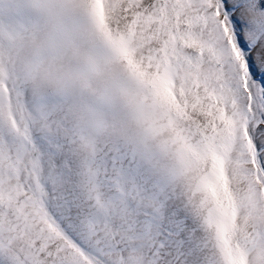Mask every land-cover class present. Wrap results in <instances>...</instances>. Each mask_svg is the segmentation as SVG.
I'll list each match as a JSON object with an SVG mask.
<instances>
[{
    "label": "snow or ice",
    "instance_id": "snow-or-ice-1",
    "mask_svg": "<svg viewBox=\"0 0 264 264\" xmlns=\"http://www.w3.org/2000/svg\"><path fill=\"white\" fill-rule=\"evenodd\" d=\"M0 264H264V0H0Z\"/></svg>",
    "mask_w": 264,
    "mask_h": 264
}]
</instances>
